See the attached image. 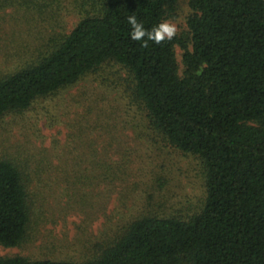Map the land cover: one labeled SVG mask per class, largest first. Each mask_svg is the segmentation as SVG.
I'll return each instance as SVG.
<instances>
[{
  "label": "trees",
  "instance_id": "16d2710c",
  "mask_svg": "<svg viewBox=\"0 0 264 264\" xmlns=\"http://www.w3.org/2000/svg\"><path fill=\"white\" fill-rule=\"evenodd\" d=\"M41 1L0 0V11ZM73 2L80 17L73 29L52 37L47 52L0 75V117L120 64L150 130L201 159L205 200L188 216H136L90 258L0 255V264H264V0H188L187 30L159 43L148 33L175 18L180 0ZM132 16L145 30L139 40L131 35ZM104 72L106 84L118 83ZM24 180L18 164L0 159L5 247L20 245L31 221Z\"/></svg>",
  "mask_w": 264,
  "mask_h": 264
},
{
  "label": "rangeland",
  "instance_id": "374dc122",
  "mask_svg": "<svg viewBox=\"0 0 264 264\" xmlns=\"http://www.w3.org/2000/svg\"><path fill=\"white\" fill-rule=\"evenodd\" d=\"M41 2L0 11V75L47 52L52 37L77 24L73 0ZM191 13L188 0H180L177 15L165 23L183 33ZM177 60L182 72L180 47ZM103 69L118 83L106 84ZM103 69L0 117V159L21 168L31 212L24 241L0 245V255L82 260L100 254L140 214L188 216L202 208L201 159L150 130L123 66Z\"/></svg>",
  "mask_w": 264,
  "mask_h": 264
},
{
  "label": "clouds",
  "instance_id": "9594fccd",
  "mask_svg": "<svg viewBox=\"0 0 264 264\" xmlns=\"http://www.w3.org/2000/svg\"><path fill=\"white\" fill-rule=\"evenodd\" d=\"M129 23L133 26V31L131 33L132 38L139 40L141 37L145 35V30L143 29L141 24H138L135 17L128 18ZM176 29L174 25L169 23H161L158 27H155L152 32L148 33L150 39L154 40L156 43L161 42L164 39L171 40L173 35L175 34Z\"/></svg>",
  "mask_w": 264,
  "mask_h": 264
}]
</instances>
